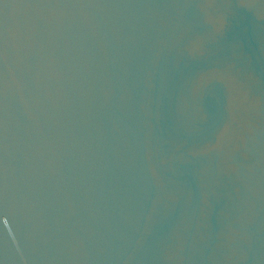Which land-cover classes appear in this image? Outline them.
I'll use <instances>...</instances> for the list:
<instances>
[{
	"label": "water",
	"instance_id": "95a60500",
	"mask_svg": "<svg viewBox=\"0 0 264 264\" xmlns=\"http://www.w3.org/2000/svg\"><path fill=\"white\" fill-rule=\"evenodd\" d=\"M0 264H264V0H0Z\"/></svg>",
	"mask_w": 264,
	"mask_h": 264
}]
</instances>
